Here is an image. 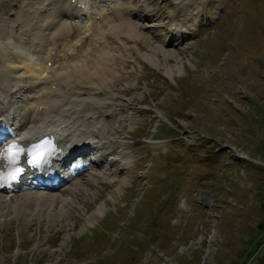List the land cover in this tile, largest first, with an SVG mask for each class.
<instances>
[{
	"label": "rangeland",
	"instance_id": "374dc122",
	"mask_svg": "<svg viewBox=\"0 0 264 264\" xmlns=\"http://www.w3.org/2000/svg\"><path fill=\"white\" fill-rule=\"evenodd\" d=\"M24 1L0 0V11L12 18ZM184 1H145L166 42L172 16L195 20L193 9L201 12L171 76L163 68L176 65L171 56L156 67L137 57L139 67L126 64L136 79L123 94L131 104L130 119H122L126 182L97 180L93 194L81 192L57 221L23 205L0 223V264H258L264 257V0ZM81 31L57 44L54 59L74 54L87 36ZM24 54L31 67L44 65Z\"/></svg>",
	"mask_w": 264,
	"mask_h": 264
},
{
	"label": "bare ground",
	"instance_id": "6f19581e",
	"mask_svg": "<svg viewBox=\"0 0 264 264\" xmlns=\"http://www.w3.org/2000/svg\"><path fill=\"white\" fill-rule=\"evenodd\" d=\"M145 1L139 0L135 8L136 0H29L12 8V18L0 11V136L7 132L0 138V223L16 217L23 205H31L38 218L57 221L78 204L81 192L93 194L97 180L126 182L131 164L122 119H130L131 104L123 94L136 82L135 68L131 64L128 71L126 64L139 67L137 57L156 67L159 57L165 62L171 56L176 65L163 66L171 76L181 62V41L193 34L201 12L193 9L195 20L182 12L172 16L166 42L155 35L161 21L149 15ZM83 28L87 36L73 46L74 54L54 59L51 52L57 44ZM29 53L44 58V65L33 68L21 61L19 54ZM43 140L48 142L45 159L32 166L27 152ZM12 141L21 149L15 179L16 173L4 172L3 153ZM70 155L74 157L66 162ZM37 173L59 175L58 186L28 181L27 174ZM102 210L97 207L85 221L95 220Z\"/></svg>",
	"mask_w": 264,
	"mask_h": 264
},
{
	"label": "snow or ice",
	"instance_id": "6c2138e0",
	"mask_svg": "<svg viewBox=\"0 0 264 264\" xmlns=\"http://www.w3.org/2000/svg\"><path fill=\"white\" fill-rule=\"evenodd\" d=\"M7 155L9 160L13 164H15L19 152L15 150V146H9L7 148ZM28 155L31 157L28 162L32 166H39V164L45 159L46 152L41 150L40 146H37V148L33 152H30ZM16 175H19V171H17L16 174L12 176V179H15Z\"/></svg>",
	"mask_w": 264,
	"mask_h": 264
},
{
	"label": "trees",
	"instance_id": "16d2710c",
	"mask_svg": "<svg viewBox=\"0 0 264 264\" xmlns=\"http://www.w3.org/2000/svg\"><path fill=\"white\" fill-rule=\"evenodd\" d=\"M211 154H215V153H211ZM260 226L263 227L264 226L263 223H260ZM258 264H264V257L261 258L260 261H258Z\"/></svg>",
	"mask_w": 264,
	"mask_h": 264
}]
</instances>
